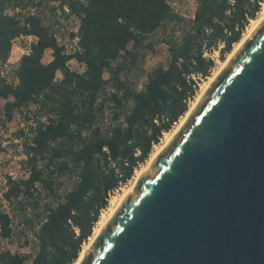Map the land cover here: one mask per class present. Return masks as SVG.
Listing matches in <instances>:
<instances>
[{"label":"trees","instance_id":"trees-1","mask_svg":"<svg viewBox=\"0 0 264 264\" xmlns=\"http://www.w3.org/2000/svg\"><path fill=\"white\" fill-rule=\"evenodd\" d=\"M263 1L196 0L187 19L169 0H0V127L16 115L26 122L15 137L28 173L8 178L4 199L20 216L26 246L33 239L31 264L78 262L111 196L189 113L200 81L216 66L212 55L224 61L233 52ZM61 16L79 23L69 35L78 39L72 52L59 40ZM22 37L36 41L11 71L18 80L12 85L3 73ZM160 44L167 66L147 74L139 90L146 60ZM71 62L83 71H73ZM66 179L74 184L61 196ZM5 206L0 264H27V255L3 246L16 235Z\"/></svg>","mask_w":264,"mask_h":264},{"label":"water","instance_id":"water-1","mask_svg":"<svg viewBox=\"0 0 264 264\" xmlns=\"http://www.w3.org/2000/svg\"><path fill=\"white\" fill-rule=\"evenodd\" d=\"M81 264H264V21Z\"/></svg>","mask_w":264,"mask_h":264},{"label":"rangeland","instance_id":"rangeland-1","mask_svg":"<svg viewBox=\"0 0 264 264\" xmlns=\"http://www.w3.org/2000/svg\"><path fill=\"white\" fill-rule=\"evenodd\" d=\"M169 2H170V5L172 6V8L177 13L182 15L183 17H185L187 19H193L194 18V14L196 11V4H197L196 0H169ZM48 4L50 7H58L57 6L58 4L55 2H53V3L50 2ZM48 4H47V6H48ZM263 13H264V1L262 3L261 11H260L257 19H260ZM252 22L249 25V27L247 28V31L245 32L243 39L246 36V34L249 32V29L252 28V25H253ZM60 25L61 26L59 27V30H58L59 31L58 36L60 38V43L65 44L68 51L72 52L76 48V44H75V42L71 41L69 35L71 33L77 32L78 27H79V23H77L76 19L67 20L65 16H61ZM35 41L36 40L34 38H32L31 40L21 39V38L18 39L14 43V47H13L14 52H12V56H11L12 58L10 59L9 64H8V68L6 70H8L11 73V71H13L18 66L21 58L27 54L26 48L29 47V45L34 43ZM235 48H236V46H235ZM235 48H234L233 52L235 51ZM229 56L230 55H227L225 60L222 61L220 59L221 55L219 52H215L212 55L216 66H215L211 76L208 79L200 81L197 96H196L195 100L191 102L190 110L192 109L194 104L197 102L200 95L203 93V90L206 87L207 83L209 82L210 78L213 77L214 75H216V73L221 70L223 65L228 61ZM51 60H52V52L49 51L46 53L44 61H45V63H49ZM167 62H168L167 48L165 45L160 44L157 47L156 53L150 55L146 60V63L144 65L145 74L141 75L140 80H139V90L143 89V86L146 82L147 74L151 73L155 68H157L159 66H167ZM70 67L73 71H83V68L80 67L76 62H71ZM106 79H109L108 75H106ZM0 104L4 105L3 102H1ZM109 117H107L105 124H108V122L110 121ZM182 119L175 125L174 129L170 133H166V134H171L172 132H174L178 128V126L180 125ZM25 128H27V124L20 115H16L14 121L12 123L8 124L6 127L0 128V149H5L3 151L0 150V181L4 180L6 178H9L11 176L14 177L16 180L24 179L28 176V173L22 167V161L25 160V157L23 155V149L21 146L22 143L19 142V140L15 137L16 133L19 130L25 129ZM166 134H164L163 138L161 139L160 144L154 147L153 152L150 155L147 162H145L144 164H141L139 166V168L135 171V175L132 178V180H130L126 186H123L121 189H119L116 193H114L111 196L109 207L105 211H103L102 215L104 213L106 214L114 206V205H112V201L114 202L115 199H119L121 196H123L125 194V192L128 190V188H130L134 184L138 174L144 168H146L148 166V162L151 159V157L158 151L159 148H161L162 146L165 145ZM73 184H74L73 181L66 179L64 182V187H63L62 191L60 192L61 196L65 195V193L67 191H70L73 187ZM2 189L3 188L0 187V206L1 205L5 206V204H3L2 199H1ZM4 211L10 212V210L6 206L4 207ZM10 213L14 217L13 219H14V228L16 231V235L14 236V239L12 242H10V243L4 242L3 246L10 249L13 253H21L23 255H27L29 258V261L27 264H31L32 257L35 254V244L33 243V239L31 238L30 246H26L24 238H22L20 235V232H21V228L19 225V220H20L19 217L20 216L18 214H14L12 212H10ZM102 215H101V217H102ZM96 227L94 229V233H95ZM94 233H93V236H94ZM90 239L84 245L83 250L90 244V241H91ZM75 264H77V262Z\"/></svg>","mask_w":264,"mask_h":264},{"label":"bare ground","instance_id":"bare-ground-1","mask_svg":"<svg viewBox=\"0 0 264 264\" xmlns=\"http://www.w3.org/2000/svg\"><path fill=\"white\" fill-rule=\"evenodd\" d=\"M263 21H264V13L262 14V16H261L260 19H257V20H255V21L252 22L253 23L252 28L249 29V32L246 34V36L244 37V39L238 45H236L235 51L230 54L228 61L223 65V67L221 68V70L216 73V75H214L213 77L210 78L209 82L207 83L206 87L203 90V93L200 95V97L198 98L197 102L194 104V106L189 111V113L182 119V121H181L180 125L178 126V128L174 132H172L171 134H166V143H165V145L162 146L161 148H159L158 151L151 157V159L148 162V166L146 168H144L138 174V176H137L134 184L130 188H128V190L125 192V194L123 196H121L119 199H115L114 202L112 201V205H114V206L106 214L104 213L102 215L101 220L99 221V224H98V226H97V228L95 230L94 236L90 239L91 240L90 241V244L83 250V252H82V254L80 256V259L78 260L77 264H81L84 261L87 252L91 249V247L97 241V239H98L101 231L104 229V227L106 226V224L112 219L113 215L118 210V208L121 205V203L124 200V198H126L133 190H135V188L138 185L139 179L148 170H150V168L152 167L154 161L164 151V149L171 143V141L173 140V138L179 133V131L182 129V127L188 121L189 117L191 116V114L193 113V111L196 109V107L198 106L199 102L201 101V99L203 98V96L207 92V90L212 86V84L215 82V80L221 75V73L228 66V64L230 63V61L232 60V58L238 53V51L241 49V47L244 45V43L250 38V36L252 35V33L256 30V28ZM12 52H14V50Z\"/></svg>","mask_w":264,"mask_h":264},{"label":"built area","instance_id":"built-area-1","mask_svg":"<svg viewBox=\"0 0 264 264\" xmlns=\"http://www.w3.org/2000/svg\"><path fill=\"white\" fill-rule=\"evenodd\" d=\"M65 10L69 13V10L67 8H65ZM32 38H34V37H22L21 39L31 40ZM34 39L36 40V38H34ZM59 40H60V38H59ZM77 41H78V39H76V41H74V42L77 43ZM26 50H27V52H26L27 54L30 53V51H31V44L29 45V47L26 48ZM6 69H5L4 73H3V76L8 78V81H9L10 84L17 85L18 84V80L16 78L11 77L10 76L11 73L8 70H6ZM0 128H2V127H0ZM12 178L15 179L14 177H12ZM0 187L3 188L2 189V193H1V199H2L3 204L6 205V202H5V199H4V195H5V193L8 190V178L0 181Z\"/></svg>","mask_w":264,"mask_h":264}]
</instances>
